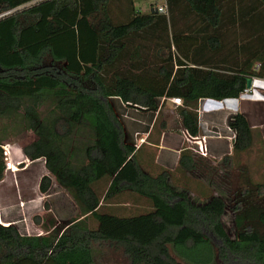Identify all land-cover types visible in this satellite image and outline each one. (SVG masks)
<instances>
[{"label": "trees", "instance_id": "obj_1", "mask_svg": "<svg viewBox=\"0 0 264 264\" xmlns=\"http://www.w3.org/2000/svg\"><path fill=\"white\" fill-rule=\"evenodd\" d=\"M161 1L166 14L135 0H0V15L14 11L0 18V120L35 136L23 152L45 161L40 191L54 180L81 212L49 222L45 235L0 222V264H101L103 247L126 257L118 264H264V182L235 184L186 146L179 166L223 185L198 202L169 171L144 167L113 105L154 114L180 98L181 127L200 136L201 101L239 99L248 79L264 80V0ZM228 127L234 153L248 151L247 117L232 115ZM129 194L147 210L122 217L101 205Z\"/></svg>", "mask_w": 264, "mask_h": 264}, {"label": "crops", "instance_id": "obj_2", "mask_svg": "<svg viewBox=\"0 0 264 264\" xmlns=\"http://www.w3.org/2000/svg\"><path fill=\"white\" fill-rule=\"evenodd\" d=\"M137 59L141 61V54H139V56L137 55ZM138 72H140V70ZM263 81V79L254 78V85L258 90L256 92L254 91L252 95L248 97L243 96L237 100H227L225 101L224 109L220 108L204 112L202 118H199V135L207 138L206 141L209 152L208 159L215 166V163L220 164L223 158L230 157L229 165L225 167L224 172L230 173L231 176H233V181H237L238 185L241 184L243 175L244 178L253 183H262L261 181H258L257 177L262 178L264 175ZM115 102L125 117L124 125L126 134L133 142L137 156L147 170L153 174H158L162 169L169 171L171 173V182L173 185L187 190L190 196L198 202H205L212 195L218 194L217 189L214 187L221 188L223 186L220 179L217 180L218 182L215 180L214 183V178L212 179L207 172L201 177L179 166L182 153L187 154L190 150L186 148V146L189 145L184 143V137L182 135L183 128L181 127L180 117L177 112L178 107L171 102L162 99L161 106L165 103L173 106V109L170 111L172 116L170 115V117L167 118L166 116H163L165 109L162 110V113L156 112L152 114L127 107L118 100ZM237 113H241L247 117L253 130V145L248 151L234 153L233 146L235 139H233V133L229 130L228 120L232 115ZM141 116H146V121L148 119L149 121L147 123L144 122L143 120L145 117ZM164 127H166V129ZM19 152L24 155L25 159H28L21 148ZM41 162L44 165L46 175L43 173V169H40L39 171L35 169L32 174L37 173V177L39 178L49 176V172L47 171L43 160L31 161L28 159L27 168L18 173L22 176L25 174L26 178V173L32 170L36 164ZM218 171L219 174H223L221 169ZM54 183H52L50 190ZM3 185L2 181L0 183V210L3 209L6 211L4 212L5 214L10 213L9 211L11 210L9 206H14L20 201L27 205L28 208L26 211H29V213L34 211L37 207L38 199H35L36 197H34L33 194L35 192L29 190V192L23 194L22 198L11 200V197H7L9 186L3 187ZM56 190V193H60V195L55 198L57 201L55 208L56 211H58V214H56V211L55 213L52 212L53 214H50L52 206L48 207V205H46V208H48L47 210L45 209L42 212H36L38 213L36 214L37 216L41 215L37 221V226L42 229L43 233L41 234L44 235L46 234L45 225H49V222L54 220L56 225H59L60 221L70 222L81 215L79 207L70 194L59 186H57ZM49 191L47 193H42L39 190L40 194H43V196L50 194ZM127 196L128 198L126 200L123 199L120 201L110 199V201H107V203H101V205L102 207L105 206L110 209L111 211H108L109 213L122 217L141 214V212L147 210L148 202L145 199L133 194ZM47 199V201L51 203L52 197ZM6 217L7 218L0 220L2 225L11 224L18 228L24 227L22 225L23 223L20 222L21 215L10 214Z\"/></svg>", "mask_w": 264, "mask_h": 264}, {"label": "rangeland", "instance_id": "obj_3", "mask_svg": "<svg viewBox=\"0 0 264 264\" xmlns=\"http://www.w3.org/2000/svg\"><path fill=\"white\" fill-rule=\"evenodd\" d=\"M135 1H136L137 7L139 9H141L142 12H145V13L150 12V6L153 5L154 2H157L158 6L162 2L161 0H135ZM113 105H115L117 107V109H118L117 112H118L119 116H121L122 112L118 108L117 104L115 102H113ZM162 106H163V110L165 109L164 110L165 113L163 116H166L167 118H169L170 115L172 116L170 111L173 109V106L168 104V103L162 104ZM141 117H145L143 120L144 122L147 123L149 121V119L146 121V116H141ZM124 118L125 117H123L122 119H124ZM6 124H7L6 122L3 123V121L0 120V137L2 136L5 139L6 144L7 143H10L12 145L16 144L23 150L24 145L30 143L31 141H33L35 139V136L32 133H28V132L16 135V132L13 130L14 129L13 127L8 125V127L4 128V126ZM5 129H7V132H6V134H3V133H5V131H4ZM247 160H248V158H247ZM215 166H218L219 169H221L222 171L225 170L218 163H215ZM35 169L38 171L40 169H43L42 171L46 175L44 165L41 162V163L36 164L32 168V170H30L29 172L26 173V178H25V174L22 176V175H20V173L17 172L16 175H14L12 173L5 175L4 180H3V184H4L3 187L9 186L8 187L9 192L7 193V197H9V198L11 197L10 198L11 200L22 198L23 194L25 192H29V190H31L32 192H35L33 194H34V197H36L35 199H38L37 200L38 205L34 209V211H31V213H29V211H26V209L28 207L26 204H22L21 201L14 206H9L11 211H9L10 213H8V214H5L4 212H6V211H4L3 209L0 210V220L7 218L6 216H9L10 214L21 215V221L20 222L23 223L22 225L24 227H19V229L22 232H25L27 235H39L40 233H43L42 229L37 226L38 224H37V220H36V218H40L39 216H41V215L37 216L36 214H38V213H36V212H42L45 209L47 210L48 208H46V205H48V207L52 206L50 214H53L52 212L55 213V211H56L55 207L57 205L56 204L57 201L55 198L58 197V195H60V193L59 194L56 193L57 192V190H56L57 185L54 183V180H53V183H54L53 187L49 191L50 194H48L46 196H43V194L42 195L40 194L39 186H40V180L42 178L37 177V173L32 174V172ZM257 178H258L259 182L260 181L264 182V175L262 176V178H260V177H257ZM234 182H235V184H238L237 181H234ZM49 197H52L51 203L47 201L48 200L47 198H49ZM6 199H8V198H6ZM57 212L58 211H56V214H58ZM42 214H44V213H42ZM67 223H68V221H66V222L60 221L59 225L60 224L64 225ZM224 223H225L226 228L230 231V229L232 227V223H233L232 222V214L230 212H228L225 215ZM101 252L102 253L99 256L101 259L100 260L101 264H118V263H125L126 262V257L121 252H115L114 250H111L110 248H107V247H103Z\"/></svg>", "mask_w": 264, "mask_h": 264}, {"label": "built area", "instance_id": "obj_4", "mask_svg": "<svg viewBox=\"0 0 264 264\" xmlns=\"http://www.w3.org/2000/svg\"><path fill=\"white\" fill-rule=\"evenodd\" d=\"M159 13H167V4L166 1L161 3L157 9ZM14 11L7 12L3 15H0V18L10 15ZM264 83V81H263ZM258 89L255 88L254 82L252 83L251 89H246V91L240 96H250L253 94V92L257 91ZM264 90V86H263ZM166 101L171 102L173 105L176 107L182 106L183 101L180 98H168L165 99ZM230 100H237V99H230ZM227 101V100H225ZM225 101L218 102L212 99H205L200 102L199 108H198V115L199 118H202V115L204 112H209L213 111L215 109H220L224 108L225 106ZM229 130L233 133V139H235V133L229 128ZM182 135L184 137V143L188 144L190 146V149L198 154L201 157L208 158L209 157V152H208V146H207V141L205 136H198V137H193L190 135V133L187 130L182 131ZM4 152L5 156V175H8L9 173H12L14 175L17 174V172L23 171L25 168H27L28 164V159H25L23 154H20L19 150L20 147L18 145H12L10 143L4 144L1 146ZM44 161V160H43ZM45 163V161H44ZM22 204H25L22 202ZM39 235H42L41 233Z\"/></svg>", "mask_w": 264, "mask_h": 264}, {"label": "water", "instance_id": "obj_5", "mask_svg": "<svg viewBox=\"0 0 264 264\" xmlns=\"http://www.w3.org/2000/svg\"><path fill=\"white\" fill-rule=\"evenodd\" d=\"M253 83V79H248L247 80V89H251Z\"/></svg>", "mask_w": 264, "mask_h": 264}]
</instances>
